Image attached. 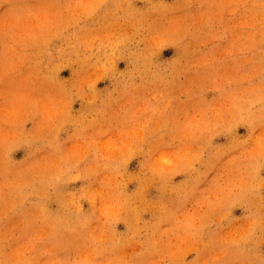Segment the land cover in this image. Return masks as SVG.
Returning <instances> with one entry per match:
<instances>
[{"label":"rangeland","instance_id":"374dc122","mask_svg":"<svg viewBox=\"0 0 264 264\" xmlns=\"http://www.w3.org/2000/svg\"><path fill=\"white\" fill-rule=\"evenodd\" d=\"M0 264H264V0H0Z\"/></svg>","mask_w":264,"mask_h":264},{"label":"bare ground","instance_id":"6f19581e","mask_svg":"<svg viewBox=\"0 0 264 264\" xmlns=\"http://www.w3.org/2000/svg\"><path fill=\"white\" fill-rule=\"evenodd\" d=\"M132 235V234H131Z\"/></svg>","mask_w":264,"mask_h":264}]
</instances>
